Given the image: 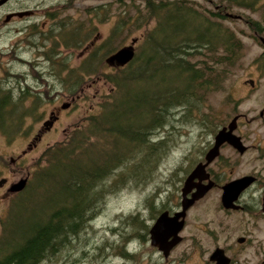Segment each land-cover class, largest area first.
<instances>
[{
    "label": "trees",
    "instance_id": "obj_1",
    "mask_svg": "<svg viewBox=\"0 0 264 264\" xmlns=\"http://www.w3.org/2000/svg\"><path fill=\"white\" fill-rule=\"evenodd\" d=\"M115 1V16H111L114 11L111 2L86 8L88 17L76 27L70 16L57 20L56 12H46L55 24L48 31L40 28L42 46L46 41L52 42L54 48L81 47L83 39L78 34L79 28L84 27L86 34L95 30L92 16L100 22L113 19L107 38L80 66L74 69L68 67L66 61L58 63L59 70L53 76L72 94L80 87L82 78L100 72L101 67L93 61L97 52L113 51L116 43L132 31L142 28L145 31L140 50L135 47L133 58L103 73L105 81L111 84V91L107 99L99 102L97 112L89 115L86 123L75 128L67 139L44 150V165L34 173L31 190L40 189L47 180L52 188L56 181H62L63 195L46 210L43 220L34 219L20 237L11 239L6 224L20 204L14 205L3 224L0 264H40L59 248L72 246L75 236L90 225L97 214V209H88V199L76 202V193L86 186L108 184V189L105 184L93 195V202H98L99 199L104 201L106 194L118 188L116 185L125 177L129 176L132 181L137 177L141 181L148 176L137 169L149 167L150 170L153 155L157 157L155 152L160 153L164 147V140L153 142L152 136L168 125L173 105L182 107L184 121L193 118L192 112L198 111L203 97L218 89L238 63L242 43L224 23L229 19L226 13L234 7L252 9L258 0H219L214 10L199 9L188 0H142L140 4H136V0ZM119 5L122 12L117 11ZM263 15L264 11L261 17L250 22V29H262ZM151 21H155L152 27ZM54 54H57L56 49ZM66 70V74L61 75ZM68 80L75 82L64 86ZM30 95L23 92L17 100L0 101V112L5 111L4 116H0V130L13 134L23 118L33 114L41 103L35 97L32 107L24 108V100ZM12 108L18 109L16 115H11ZM141 114L144 117L140 118ZM8 121L16 123L11 132L3 128ZM170 127H174L173 124ZM100 139L99 147L96 141Z\"/></svg>",
    "mask_w": 264,
    "mask_h": 264
},
{
    "label": "rangeland",
    "instance_id": "obj_2",
    "mask_svg": "<svg viewBox=\"0 0 264 264\" xmlns=\"http://www.w3.org/2000/svg\"><path fill=\"white\" fill-rule=\"evenodd\" d=\"M114 1L10 0L0 7V89L2 90L0 98L4 94V89L12 86V100H17L22 96L21 90L22 93L26 92V95L31 93L24 100L22 105L24 108L32 107L35 97L41 103L32 115L23 118L15 133H9L8 135L2 131L3 129L0 130V164L2 160H6L5 163L10 166L9 158L17 159V163L11 165L13 167L12 171L4 170L2 164L0 174H4L9 178V181L14 183L23 177H27L26 186L17 196H14L13 200H3L0 203V238L3 234L4 221L8 218L7 215L10 209L15 208L16 203H19L21 207L19 205L15 209L16 211L11 214L6 224L11 239L12 236L20 237L27 230V224L34 219L40 218L43 220L46 210L51 208L54 202L60 200L63 195L62 181H56L52 188L48 185L47 180L43 182L44 184L40 189L31 190L33 189L31 183L34 182V173L38 169H42L44 165L42 157L44 150L67 139L75 128L86 123V118L89 115L97 112L99 102L107 99L111 91V84L105 81L107 79L103 73L111 72L118 67L109 65L106 59L120 46L131 44L133 38L136 39L135 42H132L133 47L140 50V42L143 39L142 34L145 31L144 28L132 31L127 38L120 39L121 41L116 43L113 51L101 50L97 52L93 61H96L98 67H101L100 72L81 79L83 81L80 83V87L75 90L78 97L72 101L71 107L64 111L61 110L54 128L51 131L42 133L41 139L36 142L35 146H29L36 134L43 130L42 123L48 119L49 111L55 105L60 108L64 102L70 101L65 97L63 99L58 95H54L55 91L58 94L65 91L62 81L53 76V73H57V70H59L58 63L66 61L68 67L74 69L80 66L86 56L95 51L98 45L107 38L113 19L100 22L92 16L91 20L96 26L95 30L86 34L87 31L84 27L79 28L78 34L80 39H83V45L78 48H65L62 46L54 48L52 42L46 41L42 46L44 39L43 33L40 31V24L45 22V27L41 29L48 31L55 24V21L49 19L46 12L54 11L57 14V20L70 16L71 22L74 20V27H76L84 22L86 16L88 17L89 14L85 15L84 11L86 8L106 5L109 2L113 4L112 8L114 10L111 16H115L113 12H115L117 5L114 4ZM188 1L196 3L197 8L203 10H214L215 5L219 3V0ZM136 2V4H140L142 0H136ZM25 9H34L36 13L24 18L16 17L11 19L10 22L5 21V15L8 12ZM117 11H123L121 5L118 6ZM263 11L264 0H258L252 9L234 7L230 11L231 13L228 12L233 16H239L228 17L229 19L225 20L224 23L236 33L241 41L242 53L227 80H222L218 89L209 92L206 98L203 97L201 102L203 105L209 106L210 111L217 110L219 104L221 105L222 102L226 101L228 95H247L248 77L262 80L261 89L264 90V60L260 57L261 45L259 44L260 37L262 38L264 35L254 34L249 26L250 22L261 17ZM154 23L155 21H151L150 26L152 27ZM85 35L87 37H84ZM92 41L93 43L96 42L94 48L92 47L93 43L90 44ZM55 49L57 54H54ZM84 51L86 53L83 55ZM47 57L51 59L48 60ZM66 72L67 70L62 71L61 75H65ZM47 81L48 85H46ZM72 82H75V80L66 81L64 86ZM260 91L255 94L261 95L263 92ZM240 101L242 102L240 110H246L248 100L242 98ZM202 104L198 111L201 109ZM198 111L192 112L193 118L184 121L182 107L173 105L170 109L171 115H168V125L159 130L158 134L152 136L153 142L160 139L164 140V147L161 148L160 153L155 152L157 157L153 155V165L150 170H148L149 167L145 170L137 169V172L141 170L144 171V174L147 173V177L141 181L137 177L133 179L134 181L129 176L125 177L116 185L118 188L106 194L104 201L99 199L98 202H93L92 197L95 192L99 193L105 184L108 189L107 183L88 185L76 193V202L79 203L88 199V209H97V214L91 220L90 225H87L75 236L72 246L59 248L54 255L45 258L40 264H121L118 258L121 242H139L131 236L138 231L141 224L144 226L145 224L149 225V216L157 213L155 205L157 195L159 193L162 195L168 194L169 199L174 200L180 192L182 174L187 161L186 148L190 147L195 151L199 144ZM17 112V108L14 110L12 108L11 115H16ZM4 114V110L0 112V116H4ZM172 116L173 118H171ZM36 117L39 118L35 119ZM141 117H144V115L141 114ZM170 124H173L174 127H170ZM15 126V122L8 121L3 128L11 132ZM101 141V139L96 141L99 147L102 144ZM105 144L107 145V142ZM8 207L7 211L6 208Z\"/></svg>",
    "mask_w": 264,
    "mask_h": 264
},
{
    "label": "flooded vegetation",
    "instance_id": "obj_3",
    "mask_svg": "<svg viewBox=\"0 0 264 264\" xmlns=\"http://www.w3.org/2000/svg\"><path fill=\"white\" fill-rule=\"evenodd\" d=\"M28 10L29 15L36 13L34 9ZM14 18L11 16L8 21ZM40 25L44 28L45 22ZM261 26L260 30H250L264 35V23ZM259 44L260 57L264 60V37H260ZM261 81L248 77V94L226 96L217 110L210 111L209 106L202 104L197 117L199 144L195 151L186 148L180 192L174 200L168 194L157 195V213L149 216V225L141 224L131 236L139 242H121L118 250L121 264H264V90ZM258 91L263 93L255 94ZM3 93L0 101L11 102L12 86ZM54 95L71 102L62 104L66 107L55 105L49 111L52 124L43 126L42 123L43 130L29 146H35L42 133L51 131L61 110L69 109L78 97L75 92L66 91L59 94L55 91ZM242 98L248 100L246 110H240ZM221 131L228 133L229 140L216 145V135ZM8 161L10 166L6 160L0 166L3 164L4 170L12 171L11 165L17 159L10 157ZM13 183L0 174V203L13 200L21 192L10 190ZM164 212L169 224L165 225L162 235L167 238L152 242L150 229ZM157 233L160 237L161 232ZM175 237L180 238L178 242H174Z\"/></svg>",
    "mask_w": 264,
    "mask_h": 264
},
{
    "label": "water",
    "instance_id": "obj_4",
    "mask_svg": "<svg viewBox=\"0 0 264 264\" xmlns=\"http://www.w3.org/2000/svg\"><path fill=\"white\" fill-rule=\"evenodd\" d=\"M6 1H8V0H0V6L3 5ZM29 14H30V10H28V9H25V10H17V11H13L12 13L8 14L5 17V20L7 21L11 16H16V17L21 18V17L27 16ZM227 15L229 17H232L233 16L230 13H227ZM233 17H239V16L234 15ZM135 40L136 39L133 38L131 40V42H130L131 44L122 46L119 49H117L114 53H112L106 59L107 63L109 65H111V66L112 65L122 66V65H125L126 63H128L133 58V56H134V50H135V48L133 47L132 42H135ZM62 106L63 107H66L67 105L65 104V105H62ZM51 124H52V120H51V116H50V118L43 123V126H47V125H51ZM225 139L229 140L228 133H223L222 131L219 132L216 135V145L219 144V143H221ZM216 148H217V146H214V149H216ZM26 184H27V177H23L19 181L13 183L10 190L12 192L21 191V190L24 189V187L26 186ZM178 215H179V213H178ZM166 224H169V222H168V219L166 217V212H164V213H162L158 217V219L156 220L155 224L150 229V237L152 239V242H157V239L158 238H161L162 240H165L167 238V235H165V237H163V235H162V231L166 227L165 226ZM180 225L177 226V228L174 230L175 234L179 230ZM159 231L161 232L158 235L160 237H157L156 235L158 234L157 232H159ZM174 239H175L174 242H178L180 238L179 237H175Z\"/></svg>",
    "mask_w": 264,
    "mask_h": 264
}]
</instances>
